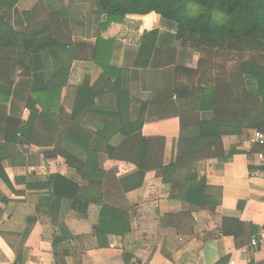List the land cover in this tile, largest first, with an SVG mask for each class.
I'll return each mask as SVG.
<instances>
[{"label":"crops","instance_id":"0c3cea01","mask_svg":"<svg viewBox=\"0 0 264 264\" xmlns=\"http://www.w3.org/2000/svg\"><path fill=\"white\" fill-rule=\"evenodd\" d=\"M96 2L0 0V14L15 11L19 15L16 22L48 23L66 36L67 27L71 30L68 7L90 5L95 11ZM147 31L144 22L127 18L103 30L101 38L112 40L109 65L119 68L124 47H137ZM225 51L223 58L217 59L222 55L213 50L207 69V62L198 55L197 59L204 64L191 81L173 74L171 68L139 69L140 90L150 98L146 122L172 120L181 111L199 110L198 90L190 97H178L173 91L180 86H215L217 80L229 81L233 76L241 79L238 69L251 58L234 59L232 51ZM230 60L238 61L234 63L235 71ZM28 63L32 73L31 98L37 103V112L33 116L23 101L17 100L12 108L8 106L7 115L21 124L17 129L16 125L6 129L5 138L0 128V173L9 182L6 185L0 178V264H18L17 258L19 264H264V238L260 237L256 247L250 245L251 239L264 230V179L249 176L257 164L254 153L261 150L247 143L257 131L254 129L244 128L239 136L222 138L224 150L235 149L234 154L196 165L200 176L211 171L206 186L221 193L220 205L214 213L173 199L171 185L164 182V171H152L140 177L132 165L110 160L104 154L98 158L104 172L101 197L89 201L85 214L72 209L70 200L61 199L57 204L52 196L40 190L27 191L21 179L34 176L42 180L51 175H60L86 188L88 183L81 180V173L75 167L65 162L63 153L83 162L85 156L77 148L84 149L87 141L80 128L96 132L105 123L100 114H86L81 118L79 113L76 127L70 121L73 92L68 94L65 88L68 95L62 99L69 109L61 107L57 93L40 92L58 68H65L62 76L69 88L80 87L85 78L93 76L94 63L75 59L71 44L62 42L31 56ZM94 105L99 110L113 109L116 96L98 97ZM43 113L49 116L47 124L40 120ZM30 117L34 126L29 133L26 124ZM103 207L107 216L100 221ZM117 214L123 215L122 221H117ZM225 219L243 225L245 232L239 227L236 234L239 240L222 233ZM227 228L238 226L227 224Z\"/></svg>","mask_w":264,"mask_h":264},{"label":"trees","instance_id":"16d2710c","mask_svg":"<svg viewBox=\"0 0 264 264\" xmlns=\"http://www.w3.org/2000/svg\"><path fill=\"white\" fill-rule=\"evenodd\" d=\"M191 7H197L199 13L192 14ZM220 12L227 18L223 23L216 19ZM67 13L71 30L66 26V36L48 23L24 25L16 22L19 15L15 11L0 14L2 138L6 137V129L10 126L16 125L17 129L21 124L7 115L8 106L12 108L15 101L22 100L33 116L37 112V103L31 98L29 58L62 42L72 45L75 59L94 63L93 76L85 78L80 87L69 88L62 76L65 68H58L40 92L57 93L61 107L68 109L69 105L62 99L73 92L70 121L76 127L79 126L76 121L79 113L81 118L92 113L105 118L104 128L100 131L79 127L87 141L84 149L77 148L85 156L83 162L63 153L65 162L75 167L81 173V180L88 183L86 188L60 175H51L42 180L34 176L21 179L26 190L49 194L57 204L61 199L70 200L72 209L85 214L89 201L101 197L104 172L98 158L99 154H104L110 160L132 165L140 177L148 172L164 171V182L171 185L173 199L214 213L220 205L221 193L206 186L211 171L200 176L196 165L236 152L235 149L224 150V136H239L244 128L264 133V63L252 58L242 64L238 69L241 79L233 76L229 81L217 80L215 86L196 85L194 89L190 84L176 88L173 94L183 98L198 90L201 97L199 110L181 111L176 119L156 123L145 119L150 98L148 93L140 90L139 69L171 68L173 74L191 81L196 70L204 64L197 59L201 48L264 56V0H97L95 11L90 5H70ZM125 18L144 22L149 31L142 35L137 47H124L122 64L115 68L109 65L112 40L102 39L100 33ZM64 38H70L72 42ZM65 88H68V94H65ZM107 94L116 96L115 107L96 109L95 100ZM48 118L46 113L40 115L45 124L49 122ZM26 125L30 133L33 118L30 117ZM0 178L9 184L4 174L0 173ZM103 209L100 221L107 216ZM50 213L55 218L53 209ZM117 215V221H122L123 215ZM227 224L238 228L229 230ZM239 227L244 233L243 225L238 221L225 219L222 233L234 235L239 240L236 235ZM16 263H20L19 258Z\"/></svg>","mask_w":264,"mask_h":264},{"label":"built area","instance_id":"2783aa9c","mask_svg":"<svg viewBox=\"0 0 264 264\" xmlns=\"http://www.w3.org/2000/svg\"><path fill=\"white\" fill-rule=\"evenodd\" d=\"M247 143L252 147L254 146L261 148L260 151L254 153L257 164H255V168L250 171L249 176L264 179V134L257 131L254 132L247 140ZM260 237L264 238V230H262L257 236L251 239L250 245L256 247L260 242Z\"/></svg>","mask_w":264,"mask_h":264},{"label":"rangeland","instance_id":"374dc122","mask_svg":"<svg viewBox=\"0 0 264 264\" xmlns=\"http://www.w3.org/2000/svg\"><path fill=\"white\" fill-rule=\"evenodd\" d=\"M199 11L200 10L197 7H191V13L192 14H198ZM213 50H215V49H202L201 48V49L198 50V55L207 62V64L205 65V68L206 69L208 68V59H209V56L210 57H213L214 56ZM217 50H218L217 53H221V55H222V57H217V59L223 58V55L225 54L224 52H226L225 49H217ZM231 54H235V55H233L234 56L233 57L234 59H243V61H247L250 58L251 59L253 58V59H255L258 62L264 61V56H262L261 54H255V55L254 54H247V55H245V53L235 52V51H232ZM230 61L232 62V60H230ZM234 63L238 64V61H234ZM234 63L232 65H233V70L235 71V69H237V65H235Z\"/></svg>","mask_w":264,"mask_h":264},{"label":"clouds","instance_id":"9594fccd","mask_svg":"<svg viewBox=\"0 0 264 264\" xmlns=\"http://www.w3.org/2000/svg\"><path fill=\"white\" fill-rule=\"evenodd\" d=\"M216 19L218 22L223 23L225 22L227 18L225 17L224 13L220 12V13H217Z\"/></svg>","mask_w":264,"mask_h":264}]
</instances>
